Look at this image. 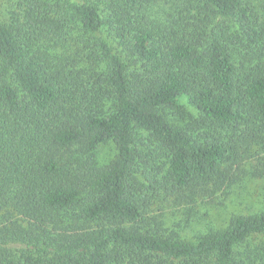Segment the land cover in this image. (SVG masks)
<instances>
[{"label":"trees","instance_id":"trees-1","mask_svg":"<svg viewBox=\"0 0 264 264\" xmlns=\"http://www.w3.org/2000/svg\"><path fill=\"white\" fill-rule=\"evenodd\" d=\"M242 174L264 179V0H0V264H264V198L166 226Z\"/></svg>","mask_w":264,"mask_h":264},{"label":"rangeland","instance_id":"rangeland-1","mask_svg":"<svg viewBox=\"0 0 264 264\" xmlns=\"http://www.w3.org/2000/svg\"><path fill=\"white\" fill-rule=\"evenodd\" d=\"M13 5V6H12ZM5 6V14L13 11L15 5ZM114 156L112 144L105 145L100 151L99 158L107 160ZM238 182L232 186L234 193L229 196H218L214 202L200 203L197 208L166 207L165 219L169 229L180 231V235L187 239H196L198 235L207 233L211 228L217 229L226 224L233 213H251L259 211L263 206L264 179H252L246 175H239Z\"/></svg>","mask_w":264,"mask_h":264}]
</instances>
